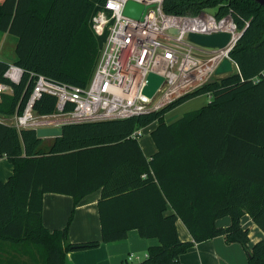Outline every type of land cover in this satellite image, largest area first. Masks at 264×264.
Returning <instances> with one entry per match:
<instances>
[{
	"label": "trees",
	"instance_id": "trees-1",
	"mask_svg": "<svg viewBox=\"0 0 264 264\" xmlns=\"http://www.w3.org/2000/svg\"><path fill=\"white\" fill-rule=\"evenodd\" d=\"M104 2H0V35L17 38L13 63L25 70L14 83L5 77L10 62L0 59V82L13 89L0 100V157L14 166L7 180L0 179V264H66L68 252L125 239L132 229L159 244L142 260L123 264H182L181 255L195 243L218 236L242 244L249 264H264V240L250 248L242 224L248 213L264 230V6L254 0H164L165 13L213 10L219 20L231 15L245 31L230 52L240 71L160 110L68 123L51 141L2 119L24 114L36 84L32 73L78 86L90 82L107 37L94 32L92 18ZM204 93L212 96L207 105L166 122L169 110ZM33 110L54 114L57 97L43 92ZM155 123L157 151L147 157L134 133ZM97 190L101 240L72 242L73 214L64 228L44 225L45 193L71 195L76 206ZM225 216L230 225L219 226ZM178 220L193 240L181 239Z\"/></svg>",
	"mask_w": 264,
	"mask_h": 264
},
{
	"label": "built area",
	"instance_id": "built-area-1",
	"mask_svg": "<svg viewBox=\"0 0 264 264\" xmlns=\"http://www.w3.org/2000/svg\"><path fill=\"white\" fill-rule=\"evenodd\" d=\"M128 0H105L92 18L97 35L107 34L99 60L90 82L78 86L56 82L44 75L32 76L36 84L24 114L16 116V127L34 128L40 124L62 125L75 122L122 119L160 110L207 83L214 76L216 66L229 56L240 71L230 52L239 33L231 15L217 19L209 11L197 15L165 13L164 0H137L150 7L142 20L124 14ZM231 20L227 27L225 21ZM177 28L178 33L170 31ZM230 31L233 41L225 48H209L188 40L190 32L214 33ZM25 70L10 63L5 77L19 83ZM154 72L164 81L153 96L144 93L148 75ZM10 85L0 82V100ZM43 92L57 97V111L50 115H36L33 107ZM71 108L66 111L65 108ZM135 135L142 134V129ZM129 261L138 258L131 253Z\"/></svg>",
	"mask_w": 264,
	"mask_h": 264
},
{
	"label": "crops",
	"instance_id": "crops-1",
	"mask_svg": "<svg viewBox=\"0 0 264 264\" xmlns=\"http://www.w3.org/2000/svg\"><path fill=\"white\" fill-rule=\"evenodd\" d=\"M2 0H0L1 2ZM8 43V44H7ZM17 38L8 33L0 35V51L4 45L12 47L14 50ZM0 59L7 60L6 54H0ZM11 63V62H10ZM212 99L210 93L186 100L181 106H176L174 113L167 123H173L180 119L185 113L199 109L207 105ZM200 107H195L199 106ZM185 108V109H184ZM5 118V117H4ZM3 118V120H5ZM156 126L152 124L148 127V138L139 142L147 157H151L157 151V146L151 136V132ZM146 128V127H145ZM144 128H142L143 131ZM52 138H47V140ZM6 160V161H4ZM14 172L13 164L6 157H0V179L7 180ZM102 191L97 190L84 197L76 206L71 195L48 192L43 200V223L50 229L64 228L73 214L72 222L69 226V238L72 242H84L90 240H101L102 225L99 213V200ZM172 213L170 207L167 214ZM231 217L225 216L217 220L219 226H229ZM179 235L182 240H193L190 231L182 220H178ZM243 227L249 228V247L252 248L257 242L264 240V230L259 227L252 217L246 213L242 217ZM157 238L142 237L137 229L129 231L125 239L101 243L99 246L88 249L74 250L67 253L66 264H123L131 253H134L138 260H142L151 246L158 245ZM182 264H249L248 252L240 243H228L223 236L214 237L199 243H195L186 253L181 255Z\"/></svg>",
	"mask_w": 264,
	"mask_h": 264
},
{
	"label": "water",
	"instance_id": "water-1",
	"mask_svg": "<svg viewBox=\"0 0 264 264\" xmlns=\"http://www.w3.org/2000/svg\"><path fill=\"white\" fill-rule=\"evenodd\" d=\"M255 2L264 6V0H254ZM155 4H145L137 0H128L124 7V14L133 17L138 20H142L147 13V10L154 6ZM171 32L178 33L177 28H171ZM245 29L240 30L236 42L241 38ZM188 40L198 45L209 47V48H225L228 46L231 41H233V33L230 31H220L214 33H199V32H190L188 34ZM235 72V67L233 61L229 56L223 58V60L216 66L214 76H212L207 82L211 83L217 80H220L224 76ZM164 81V77L151 72L147 78V84L144 88V93L148 96H153L158 88ZM64 126L54 125V124H40L37 127H34L36 130L37 136L39 138H56L62 136L64 133Z\"/></svg>",
	"mask_w": 264,
	"mask_h": 264
},
{
	"label": "rangeland",
	"instance_id": "rangeland-1",
	"mask_svg": "<svg viewBox=\"0 0 264 264\" xmlns=\"http://www.w3.org/2000/svg\"><path fill=\"white\" fill-rule=\"evenodd\" d=\"M209 12L213 13L214 11H213V10H209ZM14 40H16V37H14ZM7 44H8V43H7ZM7 44H6V45H7ZM6 45H4L3 50L1 49L0 54H2V55H3V54H6L7 59H9V61L12 63V62H14V54H13L14 50H12V47H10L9 45H8V46H6ZM201 95H202V94L197 95V96H201ZM197 96H194V97H197ZM191 98H193V97H191ZM189 99H190V98H189ZM187 100H188V99H187ZM185 101H186V100H185ZM185 101H184V102H185ZM184 102H182V103L179 104L178 106H181ZM178 106H177V107H178ZM200 106H201V105H199V106H195V107H200ZM177 107H175V108H177ZM175 108H173V109H171V110H169V111L167 112L166 119H169V118L171 117V115L174 113V109H175ZM184 109H185V108H184ZM191 111H192V110H191ZM1 118H2V117H1ZM5 118H6V117H5ZM5 118H4V119H5ZM2 119H3V118H2ZM4 121L7 122V123H10V124L16 126V116H10V117H7ZM149 128H150V127H146V128L143 129L142 134H141V136H140V137H142V138H141L142 141L148 138ZM49 141H51V139H50ZM4 161H6V160H4Z\"/></svg>",
	"mask_w": 264,
	"mask_h": 264
},
{
	"label": "bare ground",
	"instance_id": "bare-ground-1",
	"mask_svg": "<svg viewBox=\"0 0 264 264\" xmlns=\"http://www.w3.org/2000/svg\"><path fill=\"white\" fill-rule=\"evenodd\" d=\"M225 25H227V27H229V26L231 25V20H230V19H227V20L225 21Z\"/></svg>",
	"mask_w": 264,
	"mask_h": 264
}]
</instances>
